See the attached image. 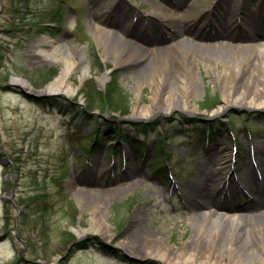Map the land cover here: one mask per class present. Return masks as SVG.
<instances>
[{
  "label": "rangeland",
  "instance_id": "obj_1",
  "mask_svg": "<svg viewBox=\"0 0 264 264\" xmlns=\"http://www.w3.org/2000/svg\"><path fill=\"white\" fill-rule=\"evenodd\" d=\"M239 1L230 11L226 0H0V264H183L179 258L166 261L162 249H150L132 235L141 226L146 235L181 249L198 232L203 219L198 206L205 200L197 194L207 188L213 207L237 213L236 208H245L243 217L263 218L264 108L236 103L214 114L228 94L231 70L212 57L260 39L264 31V0ZM103 3L110 8L96 18L101 26L122 21L144 38L136 43L139 48L157 50L158 56L163 50L167 62L151 61V55L116 67L89 24ZM155 3L170 10L166 19L153 13ZM47 35L77 46V62L91 67L83 81L80 68L72 76L75 94L46 91L63 68L37 54L35 42ZM178 43H183L178 49H191L190 95L180 85L187 66L178 57L186 54L167 51ZM166 70L163 102L176 107L135 118L137 106L151 105L153 79H162ZM17 77L29 81L25 91L31 97L14 85ZM177 86L183 94H172ZM95 95L104 107L91 111ZM209 97H218L219 104L205 109ZM244 97L237 93L231 99ZM124 100L128 114L111 110H119ZM115 135L123 143L114 142ZM253 155L259 165L251 179ZM172 174L181 183H174ZM136 181L141 185L129 188ZM195 182L203 186L186 194ZM75 185L85 192L75 191ZM263 242L250 236L238 246L252 260L253 253L263 252Z\"/></svg>",
  "mask_w": 264,
  "mask_h": 264
},
{
  "label": "bare ground",
  "instance_id": "obj_2",
  "mask_svg": "<svg viewBox=\"0 0 264 264\" xmlns=\"http://www.w3.org/2000/svg\"><path fill=\"white\" fill-rule=\"evenodd\" d=\"M188 0H186L187 2ZM240 2L239 0H226V5L229 7V10L232 11L234 4ZM156 4V3H155ZM157 8L153 10V13L161 19H166L170 14V10L163 8L159 3ZM110 7V4L103 3L98 9V12L91 15L90 18V28L94 36L99 40L100 44L104 47L106 56L112 57L116 67H125L131 63H139L141 61L147 60L151 55L154 57L151 61L158 59L167 62L165 53L163 50H158V53H162V56H158L157 50L139 48L136 44L137 42L143 41V37L138 34L135 29H127L124 23L120 20L114 21L110 27L101 26L96 20L102 11L107 10ZM264 20V12L262 15ZM156 29V25L151 26L152 33ZM260 39L249 40V42L244 46L235 47L233 51L229 53L217 52L212 58L219 64L229 65L231 70V76L229 77V90L228 94L225 96V101L223 105L214 112V114H221L234 104H240L241 106L250 107L254 109L264 108V31L259 35ZM37 45L36 50L37 54L43 59H48L50 61H57L63 65L61 74L52 82L46 91L50 94L65 93L67 95L75 94L77 89L74 88L71 78L80 68L83 71L81 80L91 74V67L85 63L77 62L76 56L78 54V47L74 49L69 47L66 42L63 40H56L50 36H43L35 42ZM45 46H51V49H48ZM179 46H183V43L176 44L174 47L167 49V51L173 52L176 49L177 54L185 53L183 57L173 53V56H177L184 65L187 66L189 61V56H191V49L184 47L178 49ZM185 46V45H184ZM216 48V47H213ZM83 55V60L85 59V52L83 49H80ZM184 51V52H183ZM183 56V55H182ZM188 57V58H187ZM82 60V61H83ZM252 66H255L254 70ZM168 69V67L166 66ZM184 77L182 74L181 84L187 89V95L191 94L193 77V69L189 66L184 68ZM167 70L163 74L160 80H156L155 77L153 83V101L149 106H137L134 110L133 116L135 118H145L150 115L160 113L162 111H171L176 105H171L163 102V98L168 96L166 87L169 84ZM108 73L103 74L99 77L100 82H105L108 78ZM243 77L247 78L246 84L243 83ZM16 84L21 85L24 88H30L31 85L29 81L15 80ZM181 86V87H182ZM177 88V89H176ZM181 92L180 86L175 87L171 92L176 95L178 92ZM190 92V93H189ZM245 95V100L242 102H233L231 98L235 94ZM249 100V101H248ZM219 160V159H217ZM100 169L96 168L95 172ZM249 177L254 179L255 170L248 166ZM141 184L139 181L134 182L129 188H137ZM196 188L199 187V184L195 185ZM264 188V186L262 185ZM75 185V191H77ZM85 192L83 189H79L77 192ZM127 192V191H126ZM212 194L210 190L206 189L205 191L200 192L198 195L200 199L206 200L203 205L198 206L200 214L197 216H202V220L198 223V232L192 237L191 242H187L179 250H173L168 242L162 240L157 236H154L153 233H148L146 235L141 226L135 231L132 235L134 240H143L147 247H153L162 249L164 253L163 258L166 261L170 259L179 258L182 260L183 264L195 263V264H251L255 259L263 258L262 264H264V242L262 243L263 252L253 253V259H247L244 255V246L239 247L238 242L250 236H257L262 241H264V216L263 218L247 219L235 211H231L227 208L217 209L213 207L212 202L208 203L207 199ZM82 201L84 200L82 198ZM98 208L99 202H95L93 205ZM97 213V212H96ZM98 222H104L98 218ZM79 234L85 236L87 232L80 228L78 230ZM223 244L221 247L220 245ZM245 247L248 246V243L245 242ZM219 251L217 250V247ZM225 258H228L227 261Z\"/></svg>",
  "mask_w": 264,
  "mask_h": 264
},
{
  "label": "trees",
  "instance_id": "obj_3",
  "mask_svg": "<svg viewBox=\"0 0 264 264\" xmlns=\"http://www.w3.org/2000/svg\"><path fill=\"white\" fill-rule=\"evenodd\" d=\"M95 90H96V88H95ZM93 98H94V100L88 104L89 110L94 111L97 109H102L104 107V105L101 104V97L97 98V96L95 95ZM120 103H121V105H120L119 110H117V108L116 109L111 108V110L114 112H119L121 110L120 113H122L123 115L128 114V112H129L128 111V108H129L128 107V100H126V101L124 100V103L123 102H120ZM218 104H219V98L218 97L213 98V99L209 97L205 100V109H212V108L216 107Z\"/></svg>",
  "mask_w": 264,
  "mask_h": 264
},
{
  "label": "water",
  "instance_id": "obj_4",
  "mask_svg": "<svg viewBox=\"0 0 264 264\" xmlns=\"http://www.w3.org/2000/svg\"><path fill=\"white\" fill-rule=\"evenodd\" d=\"M24 95H26L27 97H31L30 94H28L25 90L22 91Z\"/></svg>",
  "mask_w": 264,
  "mask_h": 264
}]
</instances>
